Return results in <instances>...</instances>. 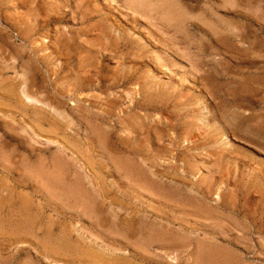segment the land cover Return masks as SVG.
Wrapping results in <instances>:
<instances>
[{"label":"rangeland","instance_id":"obj_1","mask_svg":"<svg viewBox=\"0 0 264 264\" xmlns=\"http://www.w3.org/2000/svg\"><path fill=\"white\" fill-rule=\"evenodd\" d=\"M0 234V264H264V0H0Z\"/></svg>","mask_w":264,"mask_h":264},{"label":"bare ground","instance_id":"obj_2","mask_svg":"<svg viewBox=\"0 0 264 264\" xmlns=\"http://www.w3.org/2000/svg\"><path fill=\"white\" fill-rule=\"evenodd\" d=\"M242 17V16H241ZM26 69V68H25ZM25 75V74H24ZM27 77V76H26ZM27 82V81H26ZM25 85V84H24ZM23 90H24V88H23ZM24 93V92H23ZM25 95V94H24ZM27 97V96H26ZM29 98V97H28ZM12 108V107H11ZM52 122V121H51ZM58 126V125H57ZM89 129V128H88ZM160 131V130H159ZM7 135V134H6ZM17 185V184H16ZM30 186V185H29ZM99 187V186H98ZM100 188V187H99ZM163 191V190H162ZM4 192V191H3ZM83 205V204H82ZM16 212V211H15ZM141 225V224H140ZM11 232V231H10ZM3 233V232H2ZM18 234V233H17ZM1 235V234H0ZM13 235H15V234H13ZM5 240V239H4ZM21 242H22V240H21ZM30 250V249H29ZM34 256H36V255H34ZM125 259V258H124ZM109 260V259H108Z\"/></svg>","mask_w":264,"mask_h":264}]
</instances>
